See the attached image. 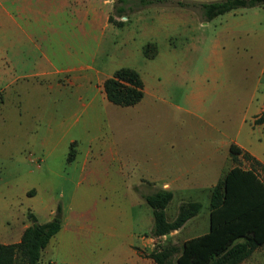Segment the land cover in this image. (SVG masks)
<instances>
[{"label":"rangeland","instance_id":"374dc122","mask_svg":"<svg viewBox=\"0 0 264 264\" xmlns=\"http://www.w3.org/2000/svg\"><path fill=\"white\" fill-rule=\"evenodd\" d=\"M163 2L135 5L123 17L112 8L110 15L122 24L112 23L99 42L86 38L85 56L79 60L89 84L83 91L65 82V90L58 95L49 87L53 76L18 78L8 86L0 82V227H19L28 212L35 213L40 222L58 206L56 215L65 213L64 238L52 241L40 264H136L138 260L154 264L146 255L156 244L180 245L183 238L182 233L151 236L153 218L143 194L157 189L145 179L139 185L137 181L143 173H151L158 179L156 184H161L158 177L162 175L144 153L151 151L156 137L146 124L138 133L141 123L126 117L127 107L108 102L104 95L101 98L96 87L99 78L111 76L119 67H131L148 90L156 88L159 94L147 96L140 110H130L131 114L165 115L153 116L155 121L174 114L185 116L176 109L190 90L183 72L204 73L211 64L208 59L214 62L221 52L223 89H214L217 84L210 90L215 99L208 110L244 116L247 124L260 106L264 82L256 91L255 85L264 66V7H238L205 21L198 9ZM117 4L114 0L113 5ZM16 34L0 6V62L5 48L16 53ZM19 50L23 56L11 58L25 64L19 62L10 75H25L39 60L37 49L29 57L24 56L29 51L26 44ZM144 50L156 54L147 58ZM252 91L255 96L249 99ZM253 136L264 139L261 129L256 128ZM71 145L75 158L67 161ZM111 145L127 151L132 169L124 159V165L111 159ZM199 201L198 218L205 229L208 196H199ZM178 206L174 195L165 207L169 221ZM239 264H264V246Z\"/></svg>","mask_w":264,"mask_h":264},{"label":"crops","instance_id":"0c3cea01","mask_svg":"<svg viewBox=\"0 0 264 264\" xmlns=\"http://www.w3.org/2000/svg\"><path fill=\"white\" fill-rule=\"evenodd\" d=\"M113 3L114 0H0L5 22L13 26L17 32L15 36L16 53H8V48L4 50V59L0 62V82L3 81L4 86H8L18 78L53 76L49 87L58 95L60 91L65 90V82L68 86L83 91L89 84L85 81V74H81L85 67L79 65V60L85 56L86 38L93 37L99 42L105 30L112 26V23L108 21V17L113 8ZM21 44H26L29 50L24 56L29 57L28 54L31 50L37 49L40 52L39 60L32 63L31 69L25 75H10L14 73L17 64L21 61L20 59L12 60L11 57L20 58V56H23L19 50ZM75 58H77V61H75ZM214 58V62L211 58L208 59L211 64L202 74L188 72L187 70L183 72V76L181 74L188 83L190 90L186 93L184 103H178L176 109L181 113L183 112L182 114L185 113V116L174 114L166 118L163 117L161 121H155L153 116L165 115H160L161 113L152 115L150 112H148L149 115L138 112L131 114L130 110H140V105L147 96L158 97L159 95L156 88L154 91L148 90L144 81L142 98L133 105L124 106L129 110L126 117L129 116L130 121L141 123L138 130L139 134L142 133L140 128L143 129L144 124H146L149 129L152 128L156 137L151 151L145 150L144 153L150 160L152 168L157 169V172L162 175V177H158L161 179V184H156L158 179L152 177L151 173H143L137 181L138 185L145 182L143 181L145 179L157 190H169L172 192V198L177 195L179 205L189 201L200 202L199 196H208L207 228L201 229L203 228L201 227L202 221L199 220L198 212L187 219L181 227L170 232L174 233L176 237L182 233L181 244L179 245L178 242L172 243L179 248L186 239L203 234L209 229L210 190L236 164L230 154L231 143L249 153L264 165V139L255 140L253 136V132L257 128L263 131L264 137V94L260 100V106L251 115L247 124V118H244V116L242 118H239V116L230 117L228 112L223 109H221L222 112L219 109L215 113L209 111L208 106L215 99H213V92L210 90L216 87L217 84H220L219 87L214 89H223L222 79L223 74H225V64L221 52L215 55ZM65 59L68 61H65ZM70 62L78 63L70 65ZM24 64V62L21 63L22 66ZM109 76L104 75L96 83L97 92L102 93V99L105 96L102 83ZM263 77L264 66L260 72L258 71L255 91L257 88L262 87ZM209 80L212 84L216 81L218 83L212 86L208 83ZM206 83L207 85H205ZM255 91H252L249 99L255 96ZM256 119L260 120L257 121ZM150 121H152V124L149 123ZM230 126H233V128L231 129ZM73 142L75 143V141L71 143ZM112 145L110 146L111 159L116 160L121 165H124V161L126 163L130 162L128 168L132 169L134 164L133 161L127 160V151L124 152L119 147ZM100 151L102 152L99 149ZM84 155L86 156L87 153H84ZM238 160L241 167H250L249 162L241 154L238 155ZM55 210L51 209L47 218L42 222L55 217L57 214ZM33 214L35 215V213ZM60 219V229L43 248L41 257L43 251L48 248L52 241H59L58 239L64 238L65 213L60 214ZM30 223L31 221L27 217L26 221H23L17 228L0 227V242L4 244L18 242L24 228ZM263 246L264 244L258 246L254 251ZM136 264L145 263L138 260Z\"/></svg>","mask_w":264,"mask_h":264},{"label":"trees","instance_id":"16d2710c","mask_svg":"<svg viewBox=\"0 0 264 264\" xmlns=\"http://www.w3.org/2000/svg\"><path fill=\"white\" fill-rule=\"evenodd\" d=\"M134 1L117 0L120 5H113L116 16L125 15L124 12L127 9L133 10L135 5L141 7L163 2L137 0V4H133ZM163 3L198 9L201 19L205 21L238 7L264 6V0H166ZM108 21L122 24L114 20L112 15H109ZM155 53L143 51L147 58L154 57ZM102 86L107 100L119 106L137 103L144 93L140 74L127 66L115 69L111 76L104 79ZM230 154L236 164L210 190L208 231L186 239L181 248L173 244H156L146 255L154 264H239L255 248L264 244V165L233 143L230 145ZM240 154L249 162V168L239 165ZM73 157L74 149L71 145L67 161ZM171 198L172 192L165 189L143 195L144 201L151 208L152 237H161L178 229L201 208L198 201L183 202L175 217L169 221L165 207ZM59 210L58 206L56 211ZM27 217L31 223L24 228L18 242H0V264H39L41 251L60 229L59 218L53 217L40 223L32 212H28Z\"/></svg>","mask_w":264,"mask_h":264},{"label":"water","instance_id":"95a60500","mask_svg":"<svg viewBox=\"0 0 264 264\" xmlns=\"http://www.w3.org/2000/svg\"><path fill=\"white\" fill-rule=\"evenodd\" d=\"M56 218H60V215H56Z\"/></svg>","mask_w":264,"mask_h":264}]
</instances>
